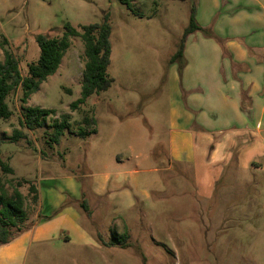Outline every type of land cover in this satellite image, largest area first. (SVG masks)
Masks as SVG:
<instances>
[{"label": "rangeland", "instance_id": "rangeland-1", "mask_svg": "<svg viewBox=\"0 0 264 264\" xmlns=\"http://www.w3.org/2000/svg\"><path fill=\"white\" fill-rule=\"evenodd\" d=\"M192 4L203 30L185 43L196 54L197 42L214 41L211 26L222 21L210 0H131L132 11L118 0H0V62L4 51L11 53L22 76L37 59L38 35L61 37L66 23L79 29L108 13L113 80L78 111L69 110L85 62L81 40L72 37L56 73L24 105L53 110L46 127L26 130L20 92L8 97L13 114L0 121V152L13 174L0 177L8 191L17 180L33 183L41 205L35 214L38 203L27 200L28 220L11 240L23 241L18 249L0 247V264H264V121L260 134L255 126L234 133L225 163L207 172L209 191L199 187L195 160H169L170 110L186 93L177 69L174 81L170 76L168 60ZM61 114L70 115V127L47 146V126ZM83 114L95 126L81 138L76 123ZM225 134L211 135L212 145ZM191 140L183 160L198 153L199 139ZM19 191L26 196L27 186ZM67 208L76 213L68 214L73 228L60 224Z\"/></svg>", "mask_w": 264, "mask_h": 264}, {"label": "crops", "instance_id": "crops-1", "mask_svg": "<svg viewBox=\"0 0 264 264\" xmlns=\"http://www.w3.org/2000/svg\"><path fill=\"white\" fill-rule=\"evenodd\" d=\"M210 2L215 10H222L224 19L222 17L221 22L211 26L216 36L214 41L197 42L196 54L185 43V66L179 79L186 96L184 98L183 94L184 102L176 101L170 110L169 122V160L177 165L194 164L195 160L199 172L197 180L202 183L199 187L206 191L212 188L207 172L225 163L236 137L234 133H246L248 128L255 126L260 134L264 121V0ZM176 69L174 65L170 66V76L176 74ZM176 78L173 76V81ZM179 93L176 90L175 98L179 99ZM226 130L231 136L224 133ZM213 134L225 135L212 145ZM192 135L199 139L198 153L194 158L188 155L183 160L182 155L193 147ZM208 147L210 152L207 154ZM126 195L125 190L122 197ZM40 205L38 192L35 214L40 213ZM68 214L76 215L70 208L65 209L59 216L60 224L73 228L75 225ZM22 241L18 238L1 247L18 249Z\"/></svg>", "mask_w": 264, "mask_h": 264}, {"label": "trees", "instance_id": "trees-1", "mask_svg": "<svg viewBox=\"0 0 264 264\" xmlns=\"http://www.w3.org/2000/svg\"><path fill=\"white\" fill-rule=\"evenodd\" d=\"M118 2L125 6L128 11H132L131 0H118ZM195 17L196 11L192 4L189 10L188 25L182 33L176 52L168 60L169 65H177L178 75L181 74L185 66L183 52L186 38L195 32L203 30L196 23ZM63 29L64 32L61 37L47 38L38 35L35 38L38 47L37 59L35 62L27 64L24 76L20 73L16 58L11 53L4 51L3 61L0 62V121H7L11 118L13 113L8 106L7 99L18 90L20 92L19 102L22 105L21 126L28 131L46 127V121L54 116L55 112L38 107H25L24 105L31 95L38 92L40 85L48 77L56 73L63 55L70 47V38L72 37H77L81 40L85 62L79 98L69 104V110L71 112L78 111L89 97L98 95L108 90L111 86L113 80L107 73L111 56L109 14H104L103 21L98 24L83 25L76 29L66 23ZM84 114L81 120L76 123L77 134L81 138L87 134L94 133L93 127L95 126V120ZM47 127L49 132L46 134L45 144L47 146L58 144L65 130L70 127V115L61 114L57 119L51 120L50 125ZM85 130H89V132ZM16 137H20V134H16ZM0 171L4 175L13 174L11 167L1 160V152ZM23 186H27L26 196H23L19 191ZM9 187L10 190L8 191L0 177V247L11 242L14 237L13 231L21 232L24 223L28 220V203L30 202V205L34 207L38 203V190L33 183L21 179ZM123 240H121L122 243L118 242L117 244L124 246L126 236L123 237ZM100 243L103 246L113 245L112 243L104 244L102 241Z\"/></svg>", "mask_w": 264, "mask_h": 264}, {"label": "built area", "instance_id": "built-area-1", "mask_svg": "<svg viewBox=\"0 0 264 264\" xmlns=\"http://www.w3.org/2000/svg\"><path fill=\"white\" fill-rule=\"evenodd\" d=\"M262 145H263V150H264V141H263Z\"/></svg>", "mask_w": 264, "mask_h": 264}]
</instances>
